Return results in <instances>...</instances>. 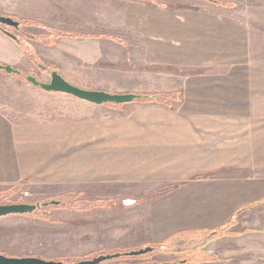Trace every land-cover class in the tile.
I'll use <instances>...</instances> for the list:
<instances>
[{"label":"crops","instance_id":"obj_1","mask_svg":"<svg viewBox=\"0 0 264 264\" xmlns=\"http://www.w3.org/2000/svg\"><path fill=\"white\" fill-rule=\"evenodd\" d=\"M223 2L29 0L25 12L0 3V14L126 37L128 54L160 68L144 91L178 94L109 116L85 100L88 116L62 119L15 121L0 109V187L116 189L144 199L141 242L215 233L207 264H264V0ZM2 34L0 63L23 62Z\"/></svg>","mask_w":264,"mask_h":264},{"label":"rangeland","instance_id":"obj_2","mask_svg":"<svg viewBox=\"0 0 264 264\" xmlns=\"http://www.w3.org/2000/svg\"><path fill=\"white\" fill-rule=\"evenodd\" d=\"M27 1L0 0V3L11 4L25 12L35 5H28L29 8ZM223 3V0H217L215 4ZM13 18L19 22L20 28H5L17 36L12 42L24 56V61L9 64L19 69V74L2 71L0 109L15 121L88 116L92 112L85 101L70 94L43 90L26 78L32 75L42 82H49L53 71L84 89L148 95V98L135 100L131 105L105 104L102 111L105 116L124 113L135 104H173L178 96L177 91H151V86L144 91L141 85H152L154 72L160 68L143 64L137 60V55L128 54L123 44L128 45L132 41L126 37H114L115 34L105 37L102 32L92 31L86 26L78 30L69 23L42 22L22 15ZM3 44L0 42L1 55L7 52ZM163 69L167 73H179L178 69ZM119 194L121 192L116 189L102 191L99 185L1 186L0 204L40 203V206L32 213L0 217V254L66 263L123 254L100 264H207V260L215 259V255L202 253L215 246L214 243L207 245L209 239L215 240V233H201L187 240H171L162 244L141 242L142 232L137 233L135 228L143 216L136 204L144 199H133L135 203L128 205L125 203L128 199L116 196ZM46 202L48 204H44ZM131 228L134 230L129 231ZM148 246L153 250L146 254L126 255L129 251Z\"/></svg>","mask_w":264,"mask_h":264},{"label":"water","instance_id":"obj_3","mask_svg":"<svg viewBox=\"0 0 264 264\" xmlns=\"http://www.w3.org/2000/svg\"><path fill=\"white\" fill-rule=\"evenodd\" d=\"M1 25H9V26H19V22L14 20L11 17L0 15V27ZM2 28V27H1ZM4 30V29H3ZM4 32L9 35L11 38L16 39L17 37L12 33L4 30ZM0 70H4L7 73H16L19 74L20 70L14 68L9 64H1ZM27 80L31 82L35 86H39L43 90L49 92H62L66 94H70L76 98L81 100H85L87 102L93 104H125L135 101L140 95L135 93H110L104 90H93V89H84L77 85L72 84L68 80H66L60 73L57 71H53L51 73V80L49 82H42L38 80L35 76L28 75ZM134 203V200L128 199L125 201L126 204ZM51 203H58V201H52ZM44 204H48L47 202ZM129 205V204H128ZM40 206V203L32 204V203H8V204H0V217H4L12 214H27L32 213ZM153 250L152 246H148L144 249L133 250L126 253V255L130 256H139L142 254H146ZM123 254H108L101 255L95 257L91 260H80L73 263H66L59 260H49L39 257H13L0 254V264H100L103 261L118 258ZM157 264H169V262H159Z\"/></svg>","mask_w":264,"mask_h":264},{"label":"flooded vegetation","instance_id":"obj_4","mask_svg":"<svg viewBox=\"0 0 264 264\" xmlns=\"http://www.w3.org/2000/svg\"><path fill=\"white\" fill-rule=\"evenodd\" d=\"M0 15H4V16H8V17H11V18H13L12 16H9V15H6V14H0ZM14 19V18H13ZM15 20V19H14ZM5 26H9V25H1V27H0V31L1 32H3L4 34H6L5 32H4V30H6V31H8V32H10L9 30H7L6 28H5ZM11 27H13L15 30H18L19 28H20V26H18V27H15V26H11ZM4 29V30H3ZM10 33H12V32H10ZM13 34V33H12ZM7 35V34H6ZM13 35H15V34H13ZM7 36H9V35H7ZM16 36V35H15ZM10 37V36H9ZM17 37V36H16ZM11 38V37H10ZM13 39V38H12ZM16 40V39H15Z\"/></svg>","mask_w":264,"mask_h":264},{"label":"trees","instance_id":"obj_5","mask_svg":"<svg viewBox=\"0 0 264 264\" xmlns=\"http://www.w3.org/2000/svg\"><path fill=\"white\" fill-rule=\"evenodd\" d=\"M211 1L217 3V0H211ZM146 98H148V95H140L136 100L139 101V100L146 99ZM151 98H154V95L151 96Z\"/></svg>","mask_w":264,"mask_h":264},{"label":"bare ground","instance_id":"obj_6","mask_svg":"<svg viewBox=\"0 0 264 264\" xmlns=\"http://www.w3.org/2000/svg\"><path fill=\"white\" fill-rule=\"evenodd\" d=\"M129 205H130V203L129 202H127Z\"/></svg>","mask_w":264,"mask_h":264}]
</instances>
